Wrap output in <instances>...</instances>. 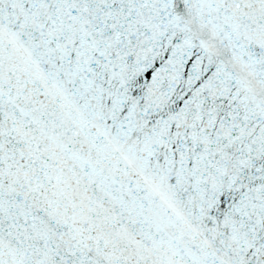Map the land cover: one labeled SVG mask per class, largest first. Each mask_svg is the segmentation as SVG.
Instances as JSON below:
<instances>
[{
  "label": "snow or ice",
  "instance_id": "1",
  "mask_svg": "<svg viewBox=\"0 0 264 264\" xmlns=\"http://www.w3.org/2000/svg\"><path fill=\"white\" fill-rule=\"evenodd\" d=\"M0 264H264V0H0Z\"/></svg>",
  "mask_w": 264,
  "mask_h": 264
}]
</instances>
